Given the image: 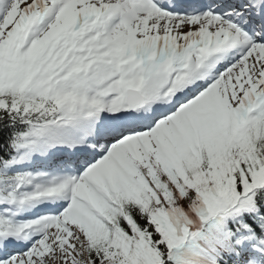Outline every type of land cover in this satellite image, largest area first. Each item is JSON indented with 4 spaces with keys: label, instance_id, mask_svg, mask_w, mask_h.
<instances>
[{
    "label": "snow or ice",
    "instance_id": "1",
    "mask_svg": "<svg viewBox=\"0 0 264 264\" xmlns=\"http://www.w3.org/2000/svg\"><path fill=\"white\" fill-rule=\"evenodd\" d=\"M0 264H264V0H0Z\"/></svg>",
    "mask_w": 264,
    "mask_h": 264
}]
</instances>
